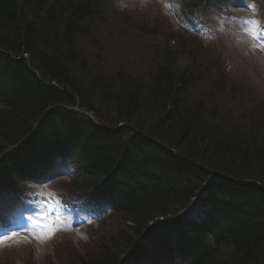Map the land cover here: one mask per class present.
<instances>
[{
  "label": "trees",
  "instance_id": "1",
  "mask_svg": "<svg viewBox=\"0 0 264 264\" xmlns=\"http://www.w3.org/2000/svg\"><path fill=\"white\" fill-rule=\"evenodd\" d=\"M107 1L0 0V168L24 151L73 152L84 157L81 168L87 183L106 180L109 186L118 185L123 174L133 192L131 202L117 204L123 219L110 232L114 239L92 259L72 264H115L151 220L187 207L207 172L264 184V113L255 115L246 105L242 115L249 116L251 128L239 130L209 105L195 103L191 90L198 75L178 67L169 53L147 77L94 68L81 44L95 36L94 19L105 15ZM201 1L182 0V17L198 12ZM22 55L57 87L40 85L25 59L14 62ZM75 107L108 128L125 124L134 130L111 135L87 115L67 109ZM137 130L146 136L133 135ZM20 140L26 144L19 145ZM15 143L21 152L9 149ZM184 160L200 167L198 175ZM236 188L237 197L228 201L245 208V228L238 231L229 210L218 211L213 205L226 225L221 246L225 250L219 248L215 257L202 253L191 264H264V194Z\"/></svg>",
  "mask_w": 264,
  "mask_h": 264
},
{
  "label": "rangeland",
  "instance_id": "2",
  "mask_svg": "<svg viewBox=\"0 0 264 264\" xmlns=\"http://www.w3.org/2000/svg\"><path fill=\"white\" fill-rule=\"evenodd\" d=\"M114 7L120 12H125L126 19L124 21L129 20L133 23L129 21L123 23L119 17L113 18L110 12L109 16L103 19H95L97 21L91 31V34L95 36L81 44L83 48L85 47V55L95 62L94 68L105 72V74L124 71L140 78L155 69L158 66L155 63H160L165 54L169 53L178 67H188L195 75H198L196 95L209 101L212 104L209 107L216 114H221L230 122L239 125L240 128L249 124V116H245L243 119L242 110H248L246 105H249L253 111L257 101L256 92H251L247 88L256 87L255 90L264 88V44L254 38L256 37L255 32L259 28L258 20H241L236 26L237 29L235 28L236 33L234 32L216 43L210 42L202 45V49H199L193 40L178 30L175 22L169 19L163 11L136 14L135 8L139 12L146 10L143 0H114ZM212 51H216L219 55L213 60H211L214 56ZM234 69L242 75L235 81L234 75L229 73ZM222 78L227 81L218 90L216 88L218 84L215 81ZM260 79H263L262 84ZM231 87L236 92H229ZM232 102L235 103L232 105L233 107L231 106ZM240 104H243L241 109L239 108ZM227 110L233 112L228 113ZM258 113H264V100L255 115ZM240 128L238 129L241 130ZM59 175L62 174L56 176ZM45 185L39 186L40 194L45 192ZM8 196L10 195L4 194L2 198ZM74 218L82 220L83 216L74 215ZM121 221V217H117L113 226ZM72 224L77 225L78 223L71 218L66 225L72 227ZM57 225L62 227L61 224ZM79 231L80 235L70 231L67 233L65 230L63 234L66 237H63L61 242L69 249L63 247L58 256L51 258L48 262H45V258L41 257L42 250L38 248L39 244H36L42 242L40 238L34 239L27 236L19 240L17 238L8 242L5 249L13 258L12 264H71L78 260L81 261L83 258L92 259V255H97V251L101 250L103 244L110 243L115 237L110 233L112 231L110 229L103 234L102 239L96 245L81 246L82 243L88 241V236L85 233L86 228L81 227ZM29 242L33 244H27ZM92 242L94 243V240ZM27 246L34 249V256L29 257L31 262L22 252ZM45 248L46 255L52 253L50 244L45 245Z\"/></svg>",
  "mask_w": 264,
  "mask_h": 264
},
{
  "label": "bare ground",
  "instance_id": "3",
  "mask_svg": "<svg viewBox=\"0 0 264 264\" xmlns=\"http://www.w3.org/2000/svg\"><path fill=\"white\" fill-rule=\"evenodd\" d=\"M36 88H39L36 83L33 84ZM128 131V133L131 134V132H133L132 129H130L129 127L126 129ZM111 135H113L112 132H110ZM26 141L25 140H20L19 145H25ZM19 145L17 143L13 144L9 149H11L13 152H21V148L19 147ZM212 186H205L204 191L202 193V195L213 191V193H215L217 195V197L215 198L214 202H208L209 204H211L212 206L215 205L214 207H218V211L223 210L224 208L229 210V214L230 217L233 218L235 220V227L236 229H238V231L243 227H244V222H243V218L245 217V208L243 206H238V204H233L231 201H228L229 198L234 197V199L237 197L236 195V187H227L226 184L222 183L220 180H217L216 182H212ZM189 186L193 187L194 189L197 187L193 184H190ZM202 190V186L198 191ZM191 200H193L194 198L191 197ZM238 203L242 204L245 206V204H243L240 200L238 201ZM226 204H228V206H226ZM212 230L217 231L218 233H221L223 229H221V226L218 225L217 223H215L212 227ZM159 232V231H158ZM202 241H204L205 246L201 247L199 246V242L198 243H192L189 244L187 243V245H185V249L189 250L190 252H195V253H205V255L209 256H214L217 255L218 253V249L220 248V244L218 243H210L209 241L206 240L205 235H203V237L201 238ZM188 252V251H185ZM41 256L44 255L43 252H41L40 254ZM199 264H208L207 262H199ZM211 264V263H210Z\"/></svg>",
  "mask_w": 264,
  "mask_h": 264
},
{
  "label": "snow or ice",
  "instance_id": "4",
  "mask_svg": "<svg viewBox=\"0 0 264 264\" xmlns=\"http://www.w3.org/2000/svg\"><path fill=\"white\" fill-rule=\"evenodd\" d=\"M258 2V0H257ZM251 10V9H250ZM60 231V229L55 228L54 226L49 229V234L47 236V239H51L53 236H55L56 232Z\"/></svg>",
  "mask_w": 264,
  "mask_h": 264
}]
</instances>
